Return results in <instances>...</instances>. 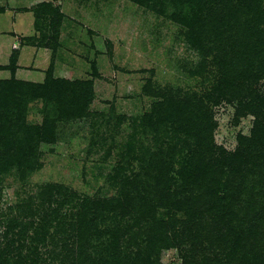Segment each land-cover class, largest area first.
<instances>
[{
    "label": "rangeland",
    "instance_id": "rangeland-1",
    "mask_svg": "<svg viewBox=\"0 0 264 264\" xmlns=\"http://www.w3.org/2000/svg\"><path fill=\"white\" fill-rule=\"evenodd\" d=\"M215 1L201 3L216 8ZM262 4L264 9V0ZM192 7L188 0H0V82L11 75L17 82L0 85L1 232L4 222H20L19 214H28L29 207L42 202L43 213L49 214L59 205L60 224L48 222L53 227L47 248L41 249L50 256L47 264H58L63 242L76 230L82 199L109 210L96 233H105L119 219L115 201L122 194L168 203L160 198L163 187L179 190V174H185L181 167L199 152L185 147L183 136L171 128L168 105L194 98L212 119L218 156L209 163L217 172L208 174H216L215 180L205 185L200 176L190 180L194 183L184 189L187 197L193 186L199 185V191L186 199L183 212L155 217L167 224L161 234L186 222L178 229L185 241L159 250V264H180L179 248L192 253L185 264H219L216 259L221 264H264V64L258 77L238 79L240 86L229 95L205 100L220 80L224 86L226 79L220 76L227 66L217 64L213 52L201 55L195 49L207 40H193L198 9ZM157 114L163 124L150 125L147 115ZM158 149L167 165L152 158ZM157 169L175 180L157 181ZM221 189L226 190L224 199L213 197L216 215L203 213L209 192ZM218 213L223 215L218 218ZM151 221L145 234L124 250L146 251L139 264H146L152 251L143 241ZM182 228L190 231L181 233ZM196 232L202 234L198 239ZM101 241L97 244L90 233L92 254L108 248L106 237ZM150 242L153 247L152 238Z\"/></svg>",
    "mask_w": 264,
    "mask_h": 264
},
{
    "label": "trees",
    "instance_id": "trees-1",
    "mask_svg": "<svg viewBox=\"0 0 264 264\" xmlns=\"http://www.w3.org/2000/svg\"><path fill=\"white\" fill-rule=\"evenodd\" d=\"M201 2L203 0H188L190 8L194 6L198 9V22L196 23L197 28L195 29L197 32L193 40H200L201 38L207 40L195 49L201 55H207V53L213 52L215 62L217 61V64L222 62L227 66L224 71H221L220 76V79H226V82L223 83L224 86H222V80H220L217 87H213L210 91L208 90L203 96L209 102L210 100L216 101L218 98L224 97V95H229V92H232L235 88L238 89L240 86L238 79L240 81L249 80L251 78L248 76L251 74H254L255 78L256 76L258 77L259 74L256 71H260L258 68L259 65L264 64V60H261L262 52H264V34L261 35L262 32L264 33V9L262 8L263 0H216V8H204L207 4ZM15 61V58L11 59V67H9L11 72H13L12 67L15 66ZM12 79L14 77L11 75V80L0 82V85L2 87L16 85L17 82ZM230 79L232 80L230 81ZM46 82L47 87L50 81ZM88 93V91H85L84 94ZM222 93L224 94L222 95ZM199 102L202 101L200 99L190 98L189 100H179L173 102V105H168V109L172 108L169 114L174 117L172 118L171 128L183 136V139L180 140L184 142L185 147L192 145V148L194 147L199 151L196 160H189L184 163L185 166L181 167L185 174L182 175L181 172L179 174V179L182 180H180L179 190L173 191L171 187H163V191H166L162 192L163 194L160 198H163L168 203L165 204L160 200L158 201L157 199L159 198H145L144 196L122 194L115 201V207H119V219L114 225L110 226V229H106L105 233H96L97 223L102 224L106 219H109V210L106 207L102 210L105 205L91 201L89 198L82 199V202L79 204L81 210L76 213L74 220L76 230L67 241L63 242L61 246L62 259L58 264H139L143 259L142 255L147 254L146 251L140 254V251L136 250L135 254H131V251L127 254L124 250L132 244V241L138 235L140 237L145 234V230L149 226L148 221L151 218L150 226L152 230H150L149 236L143 241L147 242V244H144L145 248L147 250L152 248V251L149 252L145 263L159 264V250L180 247L179 245L182 243L183 238L185 241V236L179 238L180 233L178 229L182 226L185 227L186 222H183L181 227L178 226L170 230V233L161 234L160 230L168 228L167 224L159 217H155L158 214L165 213L164 211H168L170 213L169 216H171L173 210L177 213L183 212L186 199L190 197L192 192L199 191V185H196L195 190L193 186L187 191L189 195L187 197L184 189L194 183L190 180L200 176L202 179L201 182L204 185L215 180L214 176L216 174L208 176L211 172H217V169L214 170V166L210 167L209 163L211 157L215 156L216 158L218 156L215 155L216 151H214L212 145L211 133H213V123L211 122L212 119L205 115L204 107L201 108L198 105ZM203 104L205 103L203 102ZM202 115L206 116L204 118L205 121ZM72 116L78 117L81 115L74 114ZM147 120L152 126H160L164 122V119L158 114L155 116L147 115ZM163 155V152L158 149L152 158L154 157V160L167 165L166 157L162 158ZM223 158L225 157L221 156V159ZM216 162L213 159L212 163ZM233 165L232 162L229 167L234 169ZM220 174H224L222 170ZM155 175L157 181L170 180L173 182L175 180L174 177L169 178L168 174L160 170L158 171V169ZM183 177H186V180H183L185 179ZM221 190V193L209 192L210 199L204 200L207 206L203 213H208L212 216L216 215L214 203L217 204V201L213 197L218 198L220 201L223 200L226 190ZM157 191L158 189L156 188V193ZM172 196H174V202L170 203ZM41 206H43L42 202L34 208L29 207L28 209L30 211L25 216L19 214V217H22L20 222L16 219H12L8 223L4 222L6 225L5 231H0V264H47L46 260L50 256L46 251H41V249L47 248L46 239L50 233V227H53L49 223L60 224V221L56 218L60 206L58 205L56 209H51L49 214L43 213L44 209ZM64 206L65 202L62 207ZM31 211L35 214H30ZM114 211L115 209L110 212ZM184 213H186V210ZM66 214L64 213L65 216ZM222 215L218 213L216 217L220 218ZM27 217H35L36 219L34 218L32 221H28ZM208 219L210 221L212 220L211 218ZM154 222H161L162 225ZM70 225L73 226V223H70ZM57 229L55 227V230ZM157 229L158 232L153 233V230ZM187 231L190 230L182 228L181 233L186 234ZM90 233L92 234V239L97 244L103 245L101 239L106 237L107 241L104 244L108 248L104 252L99 254H92L90 252ZM192 234L197 236L196 239L202 235L200 232ZM151 238L153 240V247L150 246ZM179 249L180 264L189 262L192 259L189 255H192V253H185L183 249ZM244 256L241 253L239 258L243 261ZM207 261L209 262L210 260H204L205 263ZM215 262L221 264L220 259H216Z\"/></svg>",
    "mask_w": 264,
    "mask_h": 264
}]
</instances>
